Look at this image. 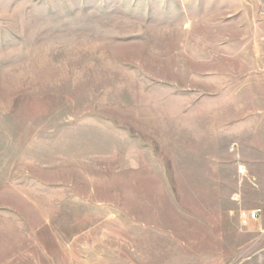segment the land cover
I'll return each instance as SVG.
<instances>
[{"label":"rangeland","instance_id":"1","mask_svg":"<svg viewBox=\"0 0 264 264\" xmlns=\"http://www.w3.org/2000/svg\"><path fill=\"white\" fill-rule=\"evenodd\" d=\"M248 17L261 0H0V264H264L199 120L251 63Z\"/></svg>","mask_w":264,"mask_h":264},{"label":"crops","instance_id":"2","mask_svg":"<svg viewBox=\"0 0 264 264\" xmlns=\"http://www.w3.org/2000/svg\"><path fill=\"white\" fill-rule=\"evenodd\" d=\"M261 3L264 5V0ZM251 19L248 17L246 23L258 25L251 52L246 55L251 63L235 71L230 86L208 97L209 111L199 114V120L208 129L209 144L223 142L227 158L234 167L239 166L233 175V200L240 201L235 204L240 214L258 210L256 218L246 220L255 228L251 232L256 235V252L264 255V20Z\"/></svg>","mask_w":264,"mask_h":264},{"label":"built area","instance_id":"3","mask_svg":"<svg viewBox=\"0 0 264 264\" xmlns=\"http://www.w3.org/2000/svg\"><path fill=\"white\" fill-rule=\"evenodd\" d=\"M258 210L241 212L242 219L246 220L247 218H256L258 216Z\"/></svg>","mask_w":264,"mask_h":264}]
</instances>
